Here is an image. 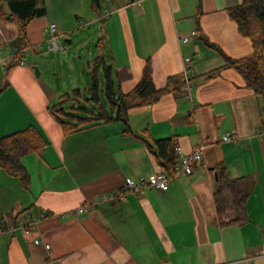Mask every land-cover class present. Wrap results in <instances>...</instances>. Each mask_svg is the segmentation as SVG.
I'll use <instances>...</instances> for the list:
<instances>
[{"label":"crops","instance_id":"1","mask_svg":"<svg viewBox=\"0 0 264 264\" xmlns=\"http://www.w3.org/2000/svg\"><path fill=\"white\" fill-rule=\"evenodd\" d=\"M135 1L139 5L112 2L108 43L102 34L103 51L119 72V89L134 87L147 58L157 88L169 75L183 77L188 70L178 92L128 110L131 133H123V124L113 121L65 136L29 63L14 64L6 73L0 63L8 78L0 88V137L34 126L46 142L42 154L21 159L30 175L28 188L0 168V264H264L261 100L234 68L212 78L201 75L224 62L210 44L232 58L252 51L250 39L238 32L227 12L240 0ZM44 3L45 14L26 26L27 49L33 52L45 45L50 22L65 34L80 21L104 17V6L97 10L91 0ZM114 35L120 43L113 44ZM183 36L188 39L182 41ZM100 51L97 47L95 55ZM186 56L191 57L188 64ZM0 58L8 62L10 52H0ZM39 61L44 65V59ZM52 96L57 98L59 91ZM232 130L236 138L223 141V134ZM143 132L151 139L174 136L184 154L202 144L203 159L190 174L170 179L165 191L146 186L101 200L123 190L126 177L148 179L162 169L138 137ZM219 162L225 163L229 177L244 178L250 188L242 224L232 221V205L217 215L212 167ZM85 201L96 204L78 214L76 208ZM14 222L18 228L11 230ZM32 222L24 232V224ZM36 238L50 248L35 243Z\"/></svg>","mask_w":264,"mask_h":264},{"label":"trees","instance_id":"2","mask_svg":"<svg viewBox=\"0 0 264 264\" xmlns=\"http://www.w3.org/2000/svg\"><path fill=\"white\" fill-rule=\"evenodd\" d=\"M97 10L107 4L106 0H91ZM44 0H0V20L15 27V36L9 42H1L3 49H9L10 58L4 65L6 73L25 55L29 46L26 26L35 17L44 15ZM229 17L237 24L238 32L251 41L252 51L242 57L232 58L225 55L215 44H210L223 57V64L201 74L205 78L218 75L225 68H234L243 78L245 86L252 90L261 100L260 112L264 126V0H240L236 5L227 8ZM197 16V15H195ZM105 17H101L103 23ZM101 50L88 65L89 85L87 88H74L63 93L59 100L47 106L49 113L61 125L65 136L81 129L101 123L120 121L123 133H131L128 110L132 107L156 102L161 96L176 93L184 80L179 74L169 75L160 88L155 87L152 78V65L147 58L138 82L129 91L119 89V72L104 53V36L96 43ZM138 135L156 162L169 171L178 161L174 148V136L151 139L145 132ZM46 142L34 126H28L0 137V168L7 174L19 179L23 187L28 188L30 175L22 157L30 154H42ZM216 172L213 198L217 215L225 214L229 205L234 207L233 222L242 224L247 220L245 203L250 188L244 178H231L224 162L212 167ZM15 223V222H14ZM1 227L2 224H1Z\"/></svg>","mask_w":264,"mask_h":264},{"label":"rangeland","instance_id":"3","mask_svg":"<svg viewBox=\"0 0 264 264\" xmlns=\"http://www.w3.org/2000/svg\"><path fill=\"white\" fill-rule=\"evenodd\" d=\"M115 1L120 2L121 0L108 1L106 4L108 14L104 11L101 12V15L106 17L103 26L98 19L96 21L84 20L80 21L75 29L65 34H58L56 37L57 43L65 49H48L49 44L46 39L45 45L37 52H33L30 48L25 50L24 58L27 59H25V62L29 63L28 65L33 72V77L37 84L50 96L51 104L57 102L61 94L70 92L74 88L83 89L89 85L90 80L87 63L95 56L97 51L96 43L102 34L106 35L105 42L108 43L109 38L107 32L110 31V28L106 24V21L110 14L109 9H111V3ZM3 26L7 27L3 28ZM14 35L15 27L10 23H5L0 20V39L3 37L8 42L14 38ZM114 40L120 43V37L118 35L113 36V44ZM2 51L8 53L9 50L4 48ZM39 58L44 59V65L43 63L41 64ZM33 66L38 68V75L35 74ZM41 69L42 73L40 72ZM7 80V74L0 70V88ZM55 89L59 91L57 98L52 96Z\"/></svg>","mask_w":264,"mask_h":264},{"label":"built area","instance_id":"4","mask_svg":"<svg viewBox=\"0 0 264 264\" xmlns=\"http://www.w3.org/2000/svg\"><path fill=\"white\" fill-rule=\"evenodd\" d=\"M108 2V0H106ZM133 3L136 5H139V1H135L133 0ZM103 11L105 13L108 14V7L105 4L103 7ZM46 32V36H47V40H48V49L51 50H56L58 48L61 49H65L63 46H60L57 43V27H56V23L54 22H50L48 24V26L45 29ZM195 31H192V34H195ZM182 41H186L188 39V36H183L180 38ZM2 44L0 43V52H2ZM191 60L190 56H186L184 58V61L186 64H188V62ZM4 59L0 58V63H2V66L4 68L5 62H3ZM4 63V64H3ZM19 64H23L25 63V58L23 57L19 62ZM187 68L185 71V75L182 77V79H186V72H187ZM259 135L264 136V129L261 130L259 133ZM236 138V133L234 130L227 132L225 134H223L222 136V140L223 141H229V140H233ZM203 148L204 146L202 144H197L195 145L191 152L188 154H184L180 148V146L176 145L174 150L178 155V161L177 163L172 167V169H170L169 171L166 170H160L158 172H156L152 177L150 178H144V177H139V178H131V177H126L125 178V182H124V186H123V190H116L114 192H109L107 194H104L101 196V200H114L118 197L123 196V191L125 190H130V191H134V192H140L142 191L146 186H152L156 189H159L161 191H165L168 188V183L169 180L182 175V174H190L192 172V168L194 166V164L200 162L203 159ZM96 202H90V201H85L83 202L81 205H79L76 208V212L78 214L86 211L87 209H91L95 206ZM35 223V222H34ZM32 223H25L24 224V232H28L30 230V228L32 227V225L34 224ZM18 226L16 223L13 224V226H11V230H15L17 229ZM2 230L1 227V217H0V231ZM35 243H41L42 241L38 238L34 239ZM44 244V246L49 249L50 248V244L48 242H42Z\"/></svg>","mask_w":264,"mask_h":264},{"label":"water","instance_id":"5","mask_svg":"<svg viewBox=\"0 0 264 264\" xmlns=\"http://www.w3.org/2000/svg\"><path fill=\"white\" fill-rule=\"evenodd\" d=\"M33 67H34V69H35V74L38 75V74H39V70H38V68H37L36 66H33Z\"/></svg>","mask_w":264,"mask_h":264}]
</instances>
